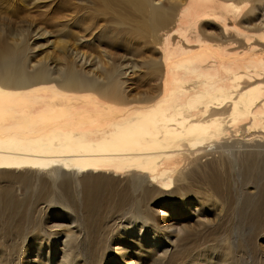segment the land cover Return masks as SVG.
<instances>
[{
  "label": "bare ground",
  "instance_id": "1",
  "mask_svg": "<svg viewBox=\"0 0 264 264\" xmlns=\"http://www.w3.org/2000/svg\"><path fill=\"white\" fill-rule=\"evenodd\" d=\"M61 1L56 36L0 13V250L264 264V0Z\"/></svg>",
  "mask_w": 264,
  "mask_h": 264
},
{
  "label": "rangeland",
  "instance_id": "2",
  "mask_svg": "<svg viewBox=\"0 0 264 264\" xmlns=\"http://www.w3.org/2000/svg\"><path fill=\"white\" fill-rule=\"evenodd\" d=\"M5 2V3H4ZM72 3V2H71ZM2 5V6H1ZM45 5H48V6H45ZM44 5V7H43V5H42V7H40V8H37V9H32V8H30V7H25V8H23V7H21V6H13V4L10 2V0H1L0 1V13H6V14H4L5 16H7V12H9L8 13V15L9 14H11V12L12 13H14V12H16L17 14H19L20 16L21 15H25L28 19H32V20H34V25H35V23H38L37 25H39V26H42V27H46V29L49 31V34H55L54 36H56V32H57V30L59 29V28H54V26H55V24H58L61 28L62 27H65V26H67L68 25V23L67 22H69V24L72 22V21H70V18H71V20H72V15L71 14H69V13H72V9H73V7H71L72 5L70 4V2H64L63 3V1H61V0H52V2H50V3H48V4H45ZM70 6V7H69ZM18 7V8H17ZM33 7V6H32ZM5 8V9H4ZM71 16V17H70ZM62 17V18H61ZM69 19V20H68ZM67 20V21H66ZM31 21V20H30ZM60 22V23H59ZM63 24V25H62ZM40 41V40H39ZM30 45L32 46V48L33 47H35L36 48V50H35V52L37 53V54H39L40 53V49L38 50L37 49V46H34L35 44L36 45H39L40 43H38V40H36V39H34V38H31L30 39ZM40 42H42V41H40ZM134 77V76H133ZM131 82V81H130ZM134 83L136 84V85H139L138 83H137V79H134ZM4 185H3V184ZM0 192L4 189V188H6V186H8V184L9 183H7V181H5V180H1L0 179ZM3 186V187H2ZM163 199L164 200H166L165 202H167V201H169L168 203L169 204H171L170 206L169 205H167V203H166V207H165V209H172V203H175V210H173V212L175 213V214H173L172 215V217H179V213L178 212H180V207L179 206H177L176 205V203L177 202H179V198L178 197H169V195L168 194H166L164 197H163ZM170 199V200H169ZM160 210V209H159ZM163 215L164 214H166L167 215V213H165V211L162 213ZM176 220V219H175ZM183 221H186V220H183ZM250 230H252L251 228H249L246 232H245V234H246V236H248L249 234H250ZM3 238V236H0V238ZM1 238V239H2ZM0 239V244L2 243V240ZM6 239V238H5ZM6 240H8V239H6ZM194 241V240H193ZM258 241H259V243H261L263 246H264V242L262 241V239H261V241L258 239ZM4 245V244H3ZM1 251V250H0ZM1 255H0V261H1V263L0 264H11V262H12V264H21V261L23 260V261H25V256H23V254L22 253H20V254H22V256L19 254V260H18V258H15V256L16 255H14V254H10V252H7V253H5V255H4V251H1V253H0ZM3 256H5V258H6V260H4V261H2V259H5V258H3ZM21 256V257H20ZM2 257V258H1ZM24 259H23V258ZM9 258V259H8ZM12 258H14V260L15 261H13L12 260ZM11 259V260H10ZM17 262V263H16ZM245 263H247V264H258V261H256V258H250V257H247L246 258V260L244 261Z\"/></svg>",
  "mask_w": 264,
  "mask_h": 264
}]
</instances>
